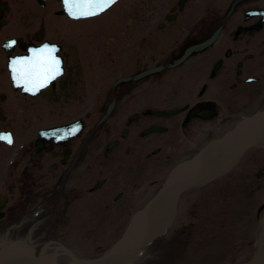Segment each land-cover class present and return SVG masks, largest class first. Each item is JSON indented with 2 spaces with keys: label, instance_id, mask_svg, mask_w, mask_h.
I'll use <instances>...</instances> for the list:
<instances>
[{
  "label": "flooded vegetation",
  "instance_id": "af4514ba",
  "mask_svg": "<svg viewBox=\"0 0 264 264\" xmlns=\"http://www.w3.org/2000/svg\"><path fill=\"white\" fill-rule=\"evenodd\" d=\"M77 1L0 0V227L9 217L28 227L26 245L2 254L60 252L32 249L46 243L48 198L67 209L75 191L121 214L125 178L110 183L106 172L128 153L165 174L138 198L146 203L187 151L264 111V0H117L98 15H79ZM74 122L82 129L45 134Z\"/></svg>",
  "mask_w": 264,
  "mask_h": 264
},
{
  "label": "rangeland",
  "instance_id": "374dc122",
  "mask_svg": "<svg viewBox=\"0 0 264 264\" xmlns=\"http://www.w3.org/2000/svg\"><path fill=\"white\" fill-rule=\"evenodd\" d=\"M123 88L129 90L131 86L125 84ZM194 152L195 150L187 151V154L190 157ZM144 156L139 152L128 153L120 163L106 172V176L112 173L108 176L110 183L125 178L119 180L126 199L122 204L121 214L100 212L101 207L93 203L90 195L78 198L79 193L76 194L75 191L67 192L66 197L61 200V206H66L67 209H60L58 199L48 201V198L46 213L41 215V219L46 217L44 223L47 222L44 226L47 229L46 243L33 245L32 249L36 252H41L44 248L49 252L59 251L60 244L52 241L56 239L81 256H91L111 246L130 223L133 213L158 187L156 184L150 191L152 181L162 180L165 176L164 174L160 178L153 174L152 169L149 170L152 160L147 161ZM263 166L264 147H259L249 152L239 168L229 174L231 176L223 177L218 187L211 189L212 186H206L187 192L180 202L177 221L162 236L163 242L155 245L144 259L141 257L133 264H145V261L146 264H236L247 261L257 250L260 237L259 222L264 213V176L262 184V175H257ZM98 179L96 174L94 182L89 186L96 185ZM243 186L249 191L243 189ZM147 192L148 198L138 199ZM104 194L100 193L99 197ZM112 204L118 206L113 202ZM130 208H133L131 212ZM59 209L60 213L56 215ZM4 221V228L0 227V253L8 247L20 244L25 246V232L22 230L26 231L28 227L22 229L15 225L11 217ZM61 261H65V258Z\"/></svg>",
  "mask_w": 264,
  "mask_h": 264
},
{
  "label": "water",
  "instance_id": "95a60500",
  "mask_svg": "<svg viewBox=\"0 0 264 264\" xmlns=\"http://www.w3.org/2000/svg\"><path fill=\"white\" fill-rule=\"evenodd\" d=\"M229 138L230 137H226L221 140L213 141L208 146H206L204 150L200 152L197 156L183 164V170L186 173L191 172V174L189 173L187 176H180V178L175 179L174 181L167 182L160 190V192L153 199H151L147 203V205L140 211L138 224L135 228L137 236H131L126 233L112 248L107 250L102 255L94 258H77L73 253L70 252L73 257V260L68 264H128L132 259H134L138 254H140L144 247L149 244L156 236H158V234L164 232L160 231L157 228L154 229L152 226L153 208L157 205L159 199L164 193H168L169 195L173 196V202L171 203L173 207V214L169 215L168 222L166 225V228H168L171 226L173 219L175 218V212L180 194L195 185L201 184L214 177L220 176L228 170L232 169L238 163L241 156L248 148L256 145L264 139V132H258L256 137L250 143L241 147L231 146ZM214 147L227 148L229 150L234 151V155L231 164L225 170H218L216 172L211 173V175H206L202 172L203 154L206 150ZM125 239L137 241V244L128 250H124L121 248V244L124 242ZM18 254L20 256H17L16 258L12 257L11 254L1 256L0 264H12V262L24 258L33 259L36 264H47V262L42 258L33 256L31 254L25 252H19ZM245 264H264V255H258Z\"/></svg>",
  "mask_w": 264,
  "mask_h": 264
},
{
  "label": "bare ground",
  "instance_id": "6f19581e",
  "mask_svg": "<svg viewBox=\"0 0 264 264\" xmlns=\"http://www.w3.org/2000/svg\"><path fill=\"white\" fill-rule=\"evenodd\" d=\"M209 159V158H208ZM215 167V164H213L212 162H210L206 167H203V170H204V174H208V175H211L210 174V171H211V169L212 168H214ZM264 169V166L262 167V170H260V172H261V177H260V179H261V182H262V180H263V176H264V173H263V170ZM259 172V173H260ZM248 174L249 173H247V176H248ZM260 182V183H261ZM262 184H263V182H262ZM261 184V185H262ZM246 185H247V183H246ZM243 189H245L246 191H249V190H247V187L246 186H243L242 187ZM245 191V192H246ZM165 194V193H164ZM223 195H221L220 197H222ZM227 196H229V195H227ZM220 197H218L219 199L218 200H220ZM230 197V196H229ZM228 197V198H229ZM223 198V197H222ZM227 199V198H226ZM263 210H264V205H263ZM262 218V217H261ZM261 218H260V222H259V238H258V244H257V247H258V249H259V251H261V252H259V253H261V254H264V213H263V218H262V220H261ZM257 242V241H256ZM256 254H258V252L256 253ZM253 255H255V253L253 254ZM46 259V258H45ZM47 262L48 263H52L53 264V260H51L48 256H47ZM14 264H32V262L30 261V260H23V261H19V262H16V263H14Z\"/></svg>",
  "mask_w": 264,
  "mask_h": 264
}]
</instances>
